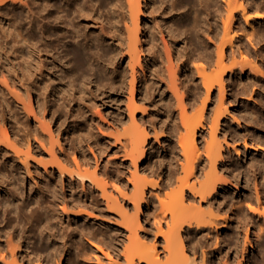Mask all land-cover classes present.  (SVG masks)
I'll return each instance as SVG.
<instances>
[{"label":"bare ground","instance_id":"1","mask_svg":"<svg viewBox=\"0 0 264 264\" xmlns=\"http://www.w3.org/2000/svg\"><path fill=\"white\" fill-rule=\"evenodd\" d=\"M15 1L29 12L24 24L30 30L21 29L9 15L14 11L4 10L7 0H0V264H227L225 260L229 259L224 257L221 262L225 252L221 256L213 249L198 253L196 246L203 243L202 236L219 242L233 221L231 215L222 214L229 206L227 196H218V190H226L229 175L236 179L240 172L254 175L258 207H248L264 216V159L250 160L234 171L233 162L239 160L232 157V149L238 157L240 151L239 143H233L245 132L225 127L231 118L241 125L229 105L238 96L254 99L260 94L257 104L264 110V44L260 45L264 28L253 24L264 22V2L254 5L253 0H199L198 9L204 14L201 22H212L204 33L205 40L196 30L191 33L202 48L194 56L196 47L183 44L178 28L161 25L155 13L161 16L163 9H155L152 0H126L129 24L122 15L114 14L115 21L125 24L126 40L112 30L107 23L110 19L93 17L91 0H63L64 4L57 3L59 0ZM69 4L74 5L80 20L65 10L64 5ZM145 6L152 29L146 32L148 39L142 40L141 17L145 22L149 18ZM169 6L175 7L174 2ZM254 6L261 10L253 11ZM161 7L168 5L161 3ZM197 15L194 25L200 24ZM190 21L187 13L181 14V24ZM51 29L53 40L42 44V39H51ZM67 36L73 43L75 66L71 71L64 68L59 55ZM108 41L114 47L109 56ZM236 54L241 59L225 65V60ZM257 54L262 66L249 60ZM96 56L109 58L102 70L97 69L101 77L88 74L95 73L91 59ZM121 58L127 63L122 73L118 69ZM199 58L204 62H197ZM187 74L196 88L190 97L183 92L190 91L185 83ZM261 80L263 86L256 89ZM125 89L127 117L119 112L110 120L98 106L92 109L97 101L104 105L105 97ZM165 92L174 99L180 122L169 129V136L158 134L163 126L157 129V120H152L146 105L153 94ZM99 93L102 96L97 99ZM160 100L161 107L167 109L168 103ZM84 106L91 108V115L83 113ZM254 109L247 108L246 112L259 119ZM81 116L83 125L78 121ZM261 119L264 121V113ZM105 124L110 131L103 129ZM171 135H176L170 146L171 164L176 166L161 182H153L147 177L148 167L140 169L158 149L151 136L164 148L167 141H173ZM257 136H252L253 144L244 139L243 145L264 150ZM84 140L94 142L97 153L89 145L94 162L83 148ZM107 149L120 153L121 165L129 161L134 168L130 175H124L120 166L113 170L112 182L99 175L100 158ZM115 160L106 158L103 166ZM259 175L263 179L258 181ZM251 180L246 175V183ZM144 204L150 211L147 228L140 221ZM245 212L236 216L237 229L233 231L237 235L241 225L255 220L254 213ZM245 230L249 236V227ZM194 235L201 237L192 238L196 244L192 242L185 249L187 238ZM248 243L252 246L250 240Z\"/></svg>","mask_w":264,"mask_h":264},{"label":"rangeland","instance_id":"2","mask_svg":"<svg viewBox=\"0 0 264 264\" xmlns=\"http://www.w3.org/2000/svg\"><path fill=\"white\" fill-rule=\"evenodd\" d=\"M14 1L15 0H7V3L5 5L6 7L4 9L5 12L9 11L8 13H11L12 11H14L15 13H17L18 15L14 14L15 17L17 15V17H16L17 19L12 15L14 12H12L9 15H10V17H12V19H13V21L15 23L18 21V23H16V24L18 26L20 25L21 29L30 30L29 26L25 25V24H27L26 23V19H25V16L27 15L26 14L27 11H25V9L20 7L21 6L20 4H16V3H18L17 1H15V2ZM152 1L153 2H151V3H153L152 5L155 7V9L160 8L161 11L163 9V12H164L163 15L159 16L158 12L155 13L156 15H158V19H161V25L162 26H172L174 28H178L179 29L178 30L179 37H181V38L183 37V44L186 43L188 46H191V47L194 45L196 47V49H194L193 55L194 56L198 55L201 52L202 48H201L200 45H197L195 37L192 38L193 34H191V33H194V31L196 30L197 32L200 33V35L203 38V40H205L206 38L204 37L205 36L204 33H205V31L208 30V27L211 25V22H212V20L209 21V22H205V21L201 22V16L204 15V14H202V12L199 11V9H198L199 6H200L199 0H152ZM178 1H182V3H178ZM253 1H254V5H256L257 3L260 4V3L264 2L263 0H253ZM170 2H174L175 7L169 6ZM57 3L64 4L63 0H59ZM161 3L163 4V6L168 5V7H166V8L161 7ZM126 4H127L126 0H119V1H116V0H91V7H92V15H93V17H95V18L98 17V19L101 18L99 20L105 19L106 17L108 19H110L107 23L111 25L112 30H115V32L119 33L118 37L121 36V37L125 38V40L127 38L126 37V33H127L126 31L127 30L125 31V29H126L125 28V24L122 22V20L126 19L125 20L126 23H127V21H128L127 24L130 23L129 22L130 20H128L130 18L127 15L128 13L126 12L127 11V7H128ZM13 5L15 6V8L13 7ZM64 7H65V10H69V12H70L69 15L70 16L74 17L77 20H80V17L77 15V12L73 11V8H74L73 4L64 5ZM213 7L214 6H212L211 8H213ZM145 9H146V6L144 7V11H145L146 16L149 17V14H148L147 10H145ZM234 10L236 12H238L239 8H235ZM259 10H261V8L255 7V6L253 7V11H259ZM23 12H25L24 15H23ZM122 12H124V13H122ZM27 13L29 14V12H27ZM115 13L119 14L120 16L122 15L123 19L121 21H118V22L115 21V19H116L114 17ZM182 13H187L188 17L191 19V21L188 24H181L180 23L181 14ZM195 13L198 14L197 16H198V22L200 23L199 25L198 24H196V25L193 24V22H194L193 18L196 15ZM19 14H20V16H19ZM141 18H142V20H141V30L142 31H141L140 37H141L142 40H147L148 36L146 35V32H148L150 29H152V21L150 20V17L148 18L147 22L144 21L143 17H141ZM111 20H112V23H110ZM21 23H22V26H24V27L21 26ZM40 23H43V21H41ZM218 24L221 26V19H218ZM253 24L256 27H258L259 29L261 27L264 28V22L256 24V22L254 21ZM28 25H30V24L28 23ZM25 26L27 28H25ZM79 26L82 28V30H84L83 23H80ZM63 31H64V29H63ZM51 32H52V29L50 30V34H51ZM112 33H113V31H112ZM50 37H51V39L50 38L42 39V41L44 43L43 42H41V43L42 44L50 43L53 40L54 36L51 34ZM167 37H168V35H167ZM70 39L71 38L69 36H67L64 39L66 41V45L59 47L60 48L59 55H61V57H63L62 62L65 63V67L64 68L66 70H68V71H71V69H73V67L75 66L73 55H72L73 43L70 42ZM106 44H107L106 48L109 50L108 51V56H109L110 54H112V52L114 50V47L111 46V43L109 41L106 42ZM263 44H264V40L260 43V45H263ZM93 50L96 51V48L93 47ZM51 52H54V51H51ZM54 54L56 56H58V54L56 52ZM95 54L97 55V53H95ZM163 56L166 57V53H164ZM213 56H214V52H213ZM165 57H163V58H165ZM114 58L115 57H113L112 59L114 60ZM126 58H127V56H126ZM126 58L125 59H122V58L118 59V69H119L120 73H122L123 69L127 66ZM239 58L241 59L239 54H236L234 58L231 57V58L226 59L225 60V65H230V64H232L234 59L236 60V59H239ZM108 59H109L108 57H101V58H99L98 56H96L94 58L92 57L91 61H92V63H94L96 65V69H95V73L94 74L88 73L89 76L97 75V77H101L99 75L100 72L97 69L99 68V69L102 70L105 67L106 63L108 62ZM260 59H261L260 55H258V54L255 55V56L251 55L250 58H249V60H251L253 62H256L258 65L262 66V60H260ZM164 62H165V59H164ZM197 62H204V60L199 58V59H197ZM215 67L216 66H212L211 68H215ZM208 70H210V69H208ZM183 72L187 73L186 70H183ZM182 76H183V74L180 75L181 78H182ZM186 77H187V81L185 83H188V87L190 88L189 89L190 91L185 89L183 92H185L184 93L185 96H189L190 97L191 93L194 94L193 92L196 91V88H195V83H191L188 74H187ZM260 78L262 79V77L259 74V79ZM0 79H3L1 74H0ZM149 82L151 83V81H149ZM118 83H119V81L117 79L116 80V84H118ZM139 86H140V82L138 83V88H139ZM262 86H263L262 80L261 81H257V84L255 85V88L258 89V88H260ZM227 89H228V91H230V89H231L230 86H227ZM237 89H238V86H236L234 90L236 91ZM127 91H128V89H125V91H121V92L120 91L112 92L111 97H105L104 98L107 101V103L102 105L99 101H97L96 104H95L96 106L92 107V109L95 110V109H97V106H98V109L100 108L101 111L110 120H112V118H111L112 114H115L116 117H118L119 116V112H121L123 114V116L125 115V117H127L125 112H124V105L126 103V96H128ZM215 94H216V90L213 92V97L215 96ZM101 96H102V94L99 93L98 96H97V99H99ZM248 96H243V95L242 96H238L236 98V101H231L232 104H229V105L233 106V108H230V109L237 117H239V121L241 122L242 126L238 125L237 122L234 121L235 119L232 120V118L230 119V121L225 122V127H227V129H235V128L237 129V128H239L240 130H242V132H245V133H243V136H242L241 139L236 140V142L233 143V144L239 143V151H240L239 152V157H238L235 154V151L232 149V151H233L232 152V157L233 158H238V160H239V162L238 161L233 162V163H235L234 171L235 170L238 171V169L240 170V168H242V167H240V164L248 165V162L250 160L254 161L257 158H258L257 160L264 159V150L263 149H258V148L255 149V148L245 147L243 145V140L244 139H247L249 144H253L255 141L253 140L252 136H257V135L259 136V137L258 136L257 137L259 138V142L261 143V145H264V121L261 119V113H264V110L259 108V106L257 104L258 103L257 102V98L261 97V96H260V94H255L254 99H251ZM160 98H164V100L168 103L167 104V109H163L161 107L162 101L160 100ZM229 99H231V98H229ZM137 101L139 102L138 95H137ZM174 103H175L174 99L170 98L168 93H166V92L161 94V95H159L158 93L157 94H153L149 98V101L146 102L147 109H148L149 113H151L150 117H152L153 121L157 120V122L155 123V126L157 127V129L159 128L160 125L163 126V128H159L160 131L158 130V134L159 135L164 133L165 136H169L170 135L169 134L170 133L169 129L172 128L173 124L174 123H178V124L180 123L179 119H178V116H179L178 111H177L178 109H176L177 107L174 106L175 105ZM84 108H85V111L83 113L86 112L87 115H91L92 114V110H91L90 107L84 106ZM247 108H255L254 110H256V114L258 115L259 119H256V117H254V116L251 117L249 114H247V112H246ZM94 110H93V112H94ZM194 110L195 109H193V111ZM206 114H208V113H206ZM82 118L83 117L81 116V118H79L78 121H79L80 124L83 125L84 124V120ZM127 124H128V122H125L124 126H127ZM84 129H86V126L84 127ZM103 129L106 130V131H108V130L110 131L111 128L109 126L106 127V124H105V127ZM119 129H120V131L122 130L121 127H119ZM179 129L182 131L183 130L182 126H179ZM252 129L254 131L253 133H252ZM149 132H151V135L154 134V133H152V130H150ZM159 132H161V133H159ZM246 132H248V133H246ZM244 135H245V137H244ZM171 136L173 138V141H170V142L167 141L166 142V146L164 148L160 146V143H158V142H156V140H154L153 136H151L152 139H153V142L155 143V146H157L158 149H157V151H155L153 154H151L148 157V161L147 162H145V163L140 165V169H141V167L147 166L148 167L146 169L147 177H148V179L152 180L153 182H155V181L156 182H161L163 178L165 179V176L168 174L167 172H169L173 167L176 166V165L173 166L172 165L173 163L171 164V162H172L171 156H173V155L171 154V148H170L171 144H173L174 140L176 139V137H175L176 135H171ZM220 138H222V137H220ZM256 142H258V141H256ZM83 143H84V147L83 148L85 149V152L87 153V155H90L92 161L94 162L93 154L91 152V149L89 148V145L91 144L93 149H95V153H97L96 147L94 146V142L93 141L92 142L91 141L88 142V140H84ZM107 150H108V153L106 154V152H105L103 154L102 158H100V160H102V162H101V168L99 170V175L108 178L109 181L112 182L113 181V177L111 175L113 173V170L116 169V166H120L118 168L119 169H123V171L125 172L124 175H127V176L130 175V172L133 171L134 168H133V166L130 165L129 161L127 160V164L125 163V164L121 165V161H120V158H119V157H121L120 153L110 152L109 149H107ZM73 154L74 153L72 152L71 156ZM77 155L80 158L79 153H77ZM106 158H109V159H112V160L117 159V160H115V162H111L109 165L106 164V166L104 167L103 163L106 160ZM244 167H246V166H244ZM91 168H93V167L91 166ZM246 175H247V177L249 176L251 179H253V180H251L252 182L251 181L249 182V184H247L246 181H245ZM262 175L264 176V170H263ZM253 176L254 175L251 172L250 173L245 172L244 174H242V172H240V174L238 175L237 179L235 177L229 175V182H227L226 190H224V191L218 190V193H219L218 196L219 197H221L223 199L224 197L227 196L226 199H225L226 202H227L226 205L227 206L229 205L228 208H226V210H225L226 213L224 211V212H222V214L224 213L223 215H231V219L233 220L232 223H230V224H232L231 227H229L230 226V224H229V226L226 227L224 229V231L222 232V234H221L222 237L220 236L221 238H220L219 242L214 243L215 242V238H213V241H214L213 242L211 238H210L211 239L210 240V239H208V237L202 236L204 239L207 238L205 240L204 239L202 240V238H200L201 237L200 235L199 236L196 235L197 237L194 235V237L191 236L190 239L187 238V241L185 242L186 243L185 249L189 248L190 244L193 242V239L198 240L200 238V240H201V241L199 240L200 244H201V242H203V243L201 245L198 244L196 246L198 253L201 252L202 249H204L206 251L209 249V251H207V252H210L213 249L215 251L216 255H220L221 256V254L225 252L221 256V262H222V260L224 261L225 259H229V260H225L227 264L228 263H231V264H235V263L236 264H246V263L247 264H264V228H262L263 225H264V216H263V214L261 215V213L259 215L258 214L259 212L258 213L252 212L249 209V207H248V204H251L252 206H257L258 207L257 202H256V193H255V187H254L255 182H254V177ZM259 177L260 178L258 179V181L261 179L260 175H259ZM129 187H131L130 184H129ZM263 189H264V187H263ZM142 209H143V211H142L141 216H140V221L147 228V227H149L148 220L150 221L149 207L144 204ZM227 209H228V211H227ZM229 209H230V211H229ZM245 210H246V212H245ZM131 211H132V209H131ZM247 211H248L249 214L254 213L253 215L256 216L255 220L252 218V221H251L250 224L245 225V226L241 225V229L243 231L239 228L240 233L237 235L236 232L233 231V230L236 231V229H237L236 228V222H237V219H236L237 217L236 216H237L238 213H239L238 214L239 216L240 215L242 216V214H244V212L247 213ZM133 212H134V209H133ZM222 214L220 216H222ZM75 220H76V218L74 219V221ZM257 221H259L258 224H257L258 227L256 225ZM254 222H255V224H254ZM73 224H75V223H73ZM260 224H261L262 227L257 233L256 231H257V228L259 229ZM248 227L250 229L249 236L246 235V232H245L246 231L245 229L248 228ZM229 228H232V229H229ZM253 230H254V232H253ZM261 230H262V232H261ZM261 233H263V234H261ZM254 236H255V238H254ZM247 237H249V238L247 239ZM234 239H237L238 241L234 240ZM188 240H191V241L188 242ZM209 240H210V242H209ZM248 240L251 241L252 246H249ZM204 242H206V243H204ZM224 242H225V244H224ZM193 243L196 244L195 240H194ZM213 243L215 245L214 246L215 248L212 247ZM218 243H219V245H218ZM206 244H207V246H206ZM202 245H203V248H202ZM198 246H200V247H198ZM218 246H219L220 249H218ZM223 249H226L227 252L225 250H223ZM188 252L189 251L187 250V253ZM234 252L236 253L235 255H234ZM223 255H225V256H223ZM227 256H228V258H227ZM241 256H242L243 259L241 258ZM238 259L240 261H238ZM83 262L85 264H91L92 263V261L91 262L83 261ZM64 264H71V263L70 262H64Z\"/></svg>","mask_w":264,"mask_h":264}]
</instances>
